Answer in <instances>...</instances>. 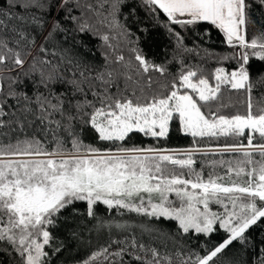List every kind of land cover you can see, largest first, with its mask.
I'll return each mask as SVG.
<instances>
[{
  "label": "snow or ice",
  "instance_id": "snow-or-ice-1",
  "mask_svg": "<svg viewBox=\"0 0 264 264\" xmlns=\"http://www.w3.org/2000/svg\"><path fill=\"white\" fill-rule=\"evenodd\" d=\"M258 9L264 0H0V264H55L56 233L78 239L81 221L98 244L80 264H264ZM205 24L230 54L200 47ZM150 27L168 42L160 59L140 44ZM86 39L101 61L81 54ZM173 132L190 145L168 147Z\"/></svg>",
  "mask_w": 264,
  "mask_h": 264
},
{
  "label": "trees",
  "instance_id": "trees-1",
  "mask_svg": "<svg viewBox=\"0 0 264 264\" xmlns=\"http://www.w3.org/2000/svg\"><path fill=\"white\" fill-rule=\"evenodd\" d=\"M253 19L257 22L264 20V9L254 10ZM133 31H136V25H131ZM203 29L207 30V35L204 32H201V36L203 39H200V47L209 52L216 53L219 55H227L230 54L232 49H230L224 38L223 34L220 33L217 29L209 25H202ZM250 31H255V28L250 26ZM89 49L91 52L84 51L80 49L82 55L87 57L89 60L101 61L103 49L100 46L99 41L96 40H87ZM167 39L162 30L149 28L147 35H140V44L144 51L150 56L155 57L156 59H160L161 57V48L166 45ZM188 45L191 46L193 43V38L190 36L188 41ZM94 53V55H93ZM203 55V52H202ZM189 63L195 64L200 63L199 58H193L189 60ZM204 66L206 69L211 70L215 66H217L216 60H208ZM264 71V65L253 61V67L251 70V75L253 81L255 82L254 86V96H260L264 94V81H260L258 79L259 74ZM231 111V109H229ZM243 111V109H241ZM87 140L91 141L92 137H86ZM136 143L140 142V137L136 138ZM146 143L148 141H145ZM191 143L190 138L183 137L173 132L169 141L168 147H187ZM81 207H83L81 205ZM99 215L104 220H108V215L105 214L104 206H99ZM118 219V218H117ZM81 226L84 230L81 231L79 238H66V234L63 230L56 233L57 239L54 241L55 244H59L62 248L61 252L54 255L52 259L55 261V264H80V261L87 256L92 250H94L98 244L97 233L95 231H90L92 228L91 224L85 225L83 221H81ZM244 259L255 260L256 259V249H252L249 256H244Z\"/></svg>",
  "mask_w": 264,
  "mask_h": 264
},
{
  "label": "rangeland",
  "instance_id": "rangeland-1",
  "mask_svg": "<svg viewBox=\"0 0 264 264\" xmlns=\"http://www.w3.org/2000/svg\"><path fill=\"white\" fill-rule=\"evenodd\" d=\"M236 100V97H233V101H235Z\"/></svg>",
  "mask_w": 264,
  "mask_h": 264
}]
</instances>
